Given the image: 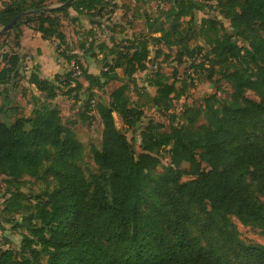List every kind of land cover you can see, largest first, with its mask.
<instances>
[{
  "label": "trees",
  "instance_id": "1",
  "mask_svg": "<svg viewBox=\"0 0 264 264\" xmlns=\"http://www.w3.org/2000/svg\"><path fill=\"white\" fill-rule=\"evenodd\" d=\"M214 1L240 40L248 43L255 69L249 70L241 48L230 44V37L212 41L208 53L213 64L222 67L220 76L232 86L233 95L220 110L207 99L205 124L197 129L192 124L199 113L189 108L181 113L186 125L169 133H159L162 126L149 122L141 132L142 153L135 158L111 116L115 113L125 125L141 116L128 107L123 84L110 94L108 105L97 106L101 150H94L92 156L98 172L85 177L76 165L78 146L65 133L58 107L51 101L37 107L32 118L17 119L10 126L0 122V174L11 182L22 175L38 177L47 149L55 151L47 169L55 187L45 199L25 200L29 213L22 224L27 235L17 251H0V264H264V246L245 244L229 230V218L234 216L242 224L259 226L264 235V36L260 38L251 29L256 23L264 34V0ZM44 2L0 0V27L29 11L12 27L17 43L26 28L46 42L55 39L62 45L65 35L51 15L66 10L42 13ZM99 2L74 0L69 8L79 16L94 10ZM182 14L176 8V19ZM187 25L165 31L160 21H144L145 31L160 34L155 41L168 47L187 46L195 36L192 18ZM96 47L100 53L107 49L104 44ZM109 53L113 68L120 69L129 81L145 69V46L139 53L124 48ZM237 59L243 69L232 63ZM19 60L16 55L7 58V67L0 69V83H7ZM81 73L91 85L99 84L87 72ZM100 78L113 81L117 76L111 71L100 73ZM29 83L46 92L49 100L54 98L49 80L31 73ZM154 86L168 109L174 85L156 80ZM245 90L256 94L260 102L244 97ZM166 146H171L170 166L162 169L159 179H151L148 172L158 168L151 154ZM201 162L209 169H201ZM183 176L190 179L182 182ZM187 205L208 208L209 221L197 227L198 236L188 229ZM43 258L45 263H41Z\"/></svg>",
  "mask_w": 264,
  "mask_h": 264
},
{
  "label": "rangeland",
  "instance_id": "2",
  "mask_svg": "<svg viewBox=\"0 0 264 264\" xmlns=\"http://www.w3.org/2000/svg\"><path fill=\"white\" fill-rule=\"evenodd\" d=\"M99 1L94 10L83 11L79 16L69 7L62 9L66 10L65 13L51 15L60 22V31L64 33L65 40L62 45L55 39L48 42L53 51L43 54L49 64L43 71L39 70L41 67L37 63L41 56L39 49L30 54L25 46L21 47L20 42L15 40L13 26L0 34V69L7 67L9 56L16 55L20 58L7 83H0V122L10 126L17 119L32 118L37 107L51 101L58 107L65 133L78 146L76 165L85 177L98 172L92 156L94 150H101L102 124L97 106L108 105L110 94L116 88L124 84L128 107L141 113L140 118L131 125H125L115 113L111 114L115 128L126 137L134 157L137 158L142 153L141 132L149 122L162 126L159 133H169L172 128L186 125L181 113L189 108L199 113L192 124L197 129L205 124L203 108L207 99H210L215 110H220L223 105L231 102L233 88L220 76L222 67L214 65L212 56L208 53L214 39L223 41L230 37V44L241 48L240 55L249 63V70L255 69L248 43L240 40L236 29L219 12L214 0H178V3H173L172 0ZM190 1H194V6ZM63 3L62 0H45L41 12L48 14L45 12L47 9ZM176 8L184 12L177 19ZM28 12H23L22 17ZM75 17L76 21H71ZM147 18L164 23L165 31L171 26L179 30L188 28L187 23L192 18L195 36L187 41L185 48L165 46L155 41L160 34L145 31L144 21ZM251 29L263 38L264 34L258 24H251ZM98 44H104L106 51L100 53L96 47ZM144 46L147 51L145 69L136 72L129 81L120 69L113 68L112 57L108 52L124 48L130 49L131 53H139ZM72 60L80 71L78 75L70 70L69 61ZM232 63L241 69L245 67L240 59ZM82 71L96 78L99 84L91 85ZM111 71L116 74V80L99 79L100 73L109 74ZM31 73L38 77H48L55 95L52 100L48 99L46 92L38 91L29 83ZM156 80L174 85L175 94L169 99L168 109L158 99L154 86ZM243 96L256 103L260 102V98L252 91L245 90ZM170 147H163L151 154L157 159L158 168L148 172L149 178L159 179L162 169L170 166ZM54 155L55 151L48 148L47 160L42 162L40 174L36 178L22 175L11 182L8 176L0 174V251H17L22 237L27 235L22 224L29 213L25 200L35 203V197L42 196L45 199V195L54 189L55 182L47 172ZM200 168L209 169L204 162L200 163ZM189 179L190 177L183 176L181 181ZM184 211L190 220V233L198 236L197 227L209 221L208 208L187 205ZM229 222L232 225L229 230L241 242L264 246V235L259 226L242 224L234 216L229 218ZM214 233L217 237V233ZM45 261V258L41 259V263ZM229 264L236 263L230 261Z\"/></svg>",
  "mask_w": 264,
  "mask_h": 264
},
{
  "label": "crops",
  "instance_id": "3",
  "mask_svg": "<svg viewBox=\"0 0 264 264\" xmlns=\"http://www.w3.org/2000/svg\"><path fill=\"white\" fill-rule=\"evenodd\" d=\"M4 1H7V0H4ZM22 33H23V37L20 41L21 47L25 46L27 50L30 52V54L36 52V50L39 49L41 56L38 57L37 63L41 67L39 70L43 71L44 69H46L47 65H49L47 64L48 63L46 60L47 58L44 57L45 55L44 53L52 50V48L48 45V42L40 38V35L38 33H33L26 28H22ZM52 59L54 60V57ZM39 78L49 80L48 77H43L42 75H39Z\"/></svg>",
  "mask_w": 264,
  "mask_h": 264
},
{
  "label": "water",
  "instance_id": "4",
  "mask_svg": "<svg viewBox=\"0 0 264 264\" xmlns=\"http://www.w3.org/2000/svg\"><path fill=\"white\" fill-rule=\"evenodd\" d=\"M74 0H68L65 3H63L62 5L59 6H54L52 8L47 9L45 12L50 13L51 11H58V10H62L65 9L67 7L70 6V4L73 2ZM22 18V14L15 16L9 23H7L6 25H4L2 27V29L0 30V34H3L4 32L8 31L9 29H11V27L20 19Z\"/></svg>",
  "mask_w": 264,
  "mask_h": 264
},
{
  "label": "built area",
  "instance_id": "5",
  "mask_svg": "<svg viewBox=\"0 0 264 264\" xmlns=\"http://www.w3.org/2000/svg\"><path fill=\"white\" fill-rule=\"evenodd\" d=\"M69 67H70V70H71V72L74 74V75H78L79 74V70H78V67H77V65H76V63H75V61H70L69 62Z\"/></svg>",
  "mask_w": 264,
  "mask_h": 264
}]
</instances>
